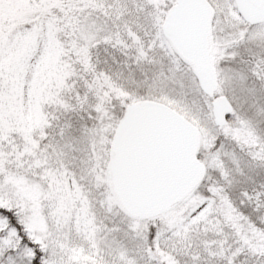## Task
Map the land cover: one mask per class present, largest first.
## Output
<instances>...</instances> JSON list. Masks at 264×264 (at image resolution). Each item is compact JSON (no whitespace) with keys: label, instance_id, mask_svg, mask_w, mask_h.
Segmentation results:
<instances>
[{"label":"snow or ice","instance_id":"snow-or-ice-1","mask_svg":"<svg viewBox=\"0 0 264 264\" xmlns=\"http://www.w3.org/2000/svg\"><path fill=\"white\" fill-rule=\"evenodd\" d=\"M0 264H264V0H0Z\"/></svg>","mask_w":264,"mask_h":264}]
</instances>
